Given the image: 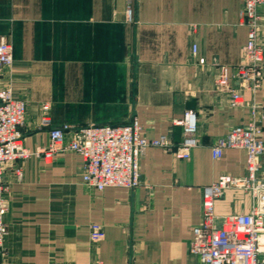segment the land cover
<instances>
[{
    "label": "crops",
    "instance_id": "obj_1",
    "mask_svg": "<svg viewBox=\"0 0 264 264\" xmlns=\"http://www.w3.org/2000/svg\"><path fill=\"white\" fill-rule=\"evenodd\" d=\"M244 0H0V42L14 48V65L0 79L28 105L25 146L49 143L41 129L43 105L53 127L120 126L137 119L144 136L183 140L173 121L198 115L200 147L190 161L162 149L141 159L143 185L103 192L83 184L81 159L39 157L8 169L7 235L0 261L22 264H200L190 254L201 224L202 189L221 175L246 174V154L212 157L216 141L256 121L264 137V81L244 99L258 108L231 107L214 92L220 68L231 76L243 62L248 29L240 26ZM132 9L133 22L127 21ZM264 18V5L259 8ZM259 39L264 47V22ZM198 46L197 57L193 47ZM20 171V172H19ZM264 176V169L262 172ZM248 195L228 191L217 203L225 216L247 213ZM100 224L105 238L91 241Z\"/></svg>",
    "mask_w": 264,
    "mask_h": 264
},
{
    "label": "built area",
    "instance_id": "obj_2",
    "mask_svg": "<svg viewBox=\"0 0 264 264\" xmlns=\"http://www.w3.org/2000/svg\"><path fill=\"white\" fill-rule=\"evenodd\" d=\"M264 0H244L240 11V26L248 29V42L244 47L243 62L231 76L228 68H220L214 82V92L228 95L231 107L249 108L255 117L258 108L244 99L246 91L257 92L264 81V47L259 33L264 18L259 8ZM127 21L133 22L132 9L127 11ZM198 46L193 47V57ZM14 65V48L6 40L0 42V79ZM28 112L26 101L18 97L11 85L0 88V249H4L7 227L5 217L9 212L6 196V171L19 162L39 157L47 165L64 154H75L81 159L83 184L98 192L107 188L133 190L143 185L140 162L149 149H162L178 159L190 161L194 150L200 147L199 119L194 111H187L182 119L173 121L180 127L183 140L179 146L171 143L168 135L158 139L144 136L143 127L137 119L120 126H88L76 128L71 125L53 127L50 106L41 108V129H49V143L35 151L25 146L23 127ZM242 150L246 154V174L233 176L223 174L212 185L202 189L201 224L194 228L190 254L200 264H264V137L256 121L248 126H237L218 139L212 147V157L220 160L224 151ZM20 172V171H19ZM228 191L248 195L251 199L247 213L218 216L217 203ZM93 244L105 238L104 227H90ZM0 264H22L3 259ZM63 264V263H48ZM89 264H103L95 260Z\"/></svg>",
    "mask_w": 264,
    "mask_h": 264
}]
</instances>
